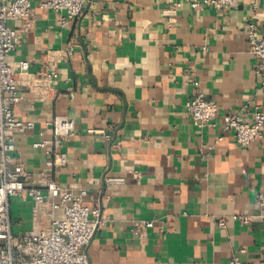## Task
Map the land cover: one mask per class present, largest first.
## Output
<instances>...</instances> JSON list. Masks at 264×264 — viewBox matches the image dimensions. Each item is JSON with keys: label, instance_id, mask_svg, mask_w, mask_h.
Listing matches in <instances>:
<instances>
[{"label": "crops", "instance_id": "1", "mask_svg": "<svg viewBox=\"0 0 264 264\" xmlns=\"http://www.w3.org/2000/svg\"><path fill=\"white\" fill-rule=\"evenodd\" d=\"M41 1L8 56L29 63L15 115L34 122L15 136L12 155L43 193L51 178L85 188L82 203L101 206L89 264H229L232 256L264 264V207L256 196L264 190V130L240 146L222 126L229 113L250 121L254 107L264 111V76L245 33L251 19L264 34V0L222 10H194L187 0H87L81 17L63 25ZM9 24L20 29L22 21ZM43 59L58 74L45 89ZM197 92L216 103L214 126L192 123L185 104ZM55 115L71 119L75 135L61 147L67 162L46 172L49 156L32 143ZM241 213L252 215L250 223L234 218ZM9 215L13 233H34L49 225L51 210L13 195ZM220 217L223 227L214 223ZM142 220L152 226L132 234Z\"/></svg>", "mask_w": 264, "mask_h": 264}, {"label": "built area", "instance_id": "2", "mask_svg": "<svg viewBox=\"0 0 264 264\" xmlns=\"http://www.w3.org/2000/svg\"><path fill=\"white\" fill-rule=\"evenodd\" d=\"M34 0H0V264H89L86 247L97 230L104 223L101 206L88 207L82 203L87 194L85 188L72 190L61 186L51 178L44 179L45 193L39 186L32 184L30 172L20 161H14L12 152L14 139L19 133L34 129V122L16 117L15 108L21 101L22 93L19 78L28 71L26 60L10 61L8 56L20 40V32L29 29L34 13ZM87 0H42L40 5L60 13L58 22L63 25L79 19ZM194 10L211 6L216 10L235 7L238 0H187ZM179 6V2L174 3ZM256 2L253 3V8ZM10 21H22L20 29L12 27ZM257 25L250 19L245 24V33L250 51L257 58L256 73L264 76V34L257 36ZM73 43H68L63 53L70 56ZM43 89L57 77V70L46 60H42L39 70ZM197 84V83H195ZM41 97V95H40ZM186 109L192 123L198 128L214 126L217 116L216 103L205 98L200 92L193 94L186 101ZM223 129L233 131L235 141L240 146H247L262 137L264 130V111L254 107L252 118L245 121L239 112L223 116ZM109 130V128H108ZM106 139L111 133L100 130ZM42 138L32 146L43 150L49 161L44 168L52 172L67 162V154L61 147L75 135L73 122L67 116L55 115L45 123L39 132ZM220 139V137H218ZM118 146V142L115 143ZM108 183L120 182L122 178L107 176ZM13 195H24L36 203H46L51 210L49 225L38 232L15 234L12 231L9 215V199ZM257 201L264 207V190L257 193ZM234 218L241 224H248L250 214H236ZM152 220L136 221L131 226V233L139 234L152 226ZM225 226V218L214 222ZM229 264H244L232 256Z\"/></svg>", "mask_w": 264, "mask_h": 264}]
</instances>
